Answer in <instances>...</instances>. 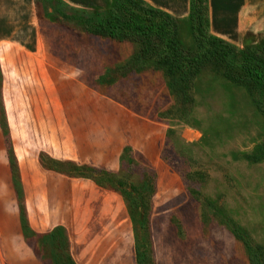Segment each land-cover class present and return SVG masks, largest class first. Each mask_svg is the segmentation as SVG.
I'll use <instances>...</instances> for the list:
<instances>
[{
    "label": "crops",
    "instance_id": "crops-1",
    "mask_svg": "<svg viewBox=\"0 0 264 264\" xmlns=\"http://www.w3.org/2000/svg\"><path fill=\"white\" fill-rule=\"evenodd\" d=\"M61 1L86 11L109 6L108 0ZM142 1L174 17L181 35L189 28L191 0ZM206 5L207 30L213 37L238 46L264 31V0H207ZM99 40L116 42L39 17L35 0H0V95L33 235L28 240L23 233L0 128V260L47 264L38 239L60 229L75 264H137L133 222L123 195L92 179L46 169L39 161L44 153L56 161L117 173L129 149L140 153L145 164L162 162L161 142L168 124L160 108L169 104L164 103L169 95L166 82L153 73H133L100 85L99 79L124 54L100 48L95 43ZM20 49L33 59L6 61V55H17ZM8 80L17 90L23 82L33 85L26 88V115L34 120L32 130L28 125L31 149L22 158L15 153L8 118L23 114L19 98L8 107ZM31 141L37 145L32 147Z\"/></svg>",
    "mask_w": 264,
    "mask_h": 264
},
{
    "label": "rangeland",
    "instance_id": "rangeland-1",
    "mask_svg": "<svg viewBox=\"0 0 264 264\" xmlns=\"http://www.w3.org/2000/svg\"><path fill=\"white\" fill-rule=\"evenodd\" d=\"M108 1L106 9L93 11L69 6L61 0H35V4L39 17L58 20L83 31L87 30L82 26L83 21L99 22L110 18L109 9L114 0ZM66 16L71 18L66 19ZM119 18L123 16L120 14ZM180 35L177 21L179 43L194 56L197 46L192 30L187 28ZM250 39L245 44L233 46L238 50L244 45L264 47V31L251 34ZM123 40L95 41L100 48L124 54L121 62L111 69L114 70L109 78L111 81L127 72H139L161 77L167 87L172 81L176 84L168 87L169 95L164 103L169 100V104L160 108V116L168 124L161 142L162 162L145 164L140 153L130 150L131 153L122 157L120 169L113 173L116 175L114 186L123 193L134 220L137 247L149 253L147 234L140 228L143 208L138 198L145 202L150 195V178L144 179L151 176L155 179L150 213L155 264H251L246 248L234 237L226 222L234 223L250 244L260 247L264 254V91L252 81L238 84L228 80L223 70L209 60L201 61L200 70L192 79L180 81L178 74H168L167 66L153 58L145 55L140 60H131L133 56H141L144 46L137 37ZM90 42L93 43H87ZM144 45L152 52L161 47L154 36L145 39ZM17 52V55H6V61L33 59L21 49ZM153 67L156 69L146 70ZM18 87L19 90L8 80L5 93L8 94V107L12 99L19 98L18 106L23 115L10 116L8 122L14 129L15 153L22 158L31 149L28 147V125L32 130L34 120L26 115V109L27 89L33 85L23 82ZM34 136L37 138L36 134ZM35 144L31 141L32 147ZM33 151L37 154L39 150L35 147ZM12 153L14 156L13 148ZM43 155L46 154H39V161ZM57 162L53 165L57 172L78 173L73 163ZM38 241L44 263L67 262L63 230L53 232V236H41ZM148 256L144 264H150ZM0 264L10 263L0 260Z\"/></svg>",
    "mask_w": 264,
    "mask_h": 264
},
{
    "label": "trees",
    "instance_id": "trees-1",
    "mask_svg": "<svg viewBox=\"0 0 264 264\" xmlns=\"http://www.w3.org/2000/svg\"><path fill=\"white\" fill-rule=\"evenodd\" d=\"M206 1L207 0H191L190 4L189 28L192 30V36L197 46V52L194 56H191L190 52L183 49L179 43L180 38L178 39L177 37V20L163 11L147 6L142 0H114L113 6L109 9V12L111 13L110 18L99 22H93L92 20L83 21L82 26L87 28V30H83V32L90 36L105 38L118 42L124 41L123 39H133V37H137L138 41H140V43L144 46V49L140 57L133 56L131 60L133 58L135 60H140L146 55L145 57L153 58L155 62L164 63L167 66L168 74H178L180 81L192 79L200 70L201 61L209 60L215 66L220 67L223 70V73L228 80L238 84L244 83L246 81H252L254 86L264 91V47L244 45L240 50H238L233 45L225 42L224 40L211 36L207 30L208 14ZM120 14L123 16V19L119 18ZM62 18L64 19V17ZM67 18H71V16H66V19ZM152 36L156 37L161 43V47L156 52L150 51L144 45L145 39ZM155 69L156 68L153 67L146 70ZM133 73L139 72H127L121 77ZM113 74L114 70H109L103 77L99 79L98 83L100 85H109L111 82L109 78ZM1 78L2 75L0 72V92ZM171 83L172 84L169 85L170 87L173 84L176 85L174 81ZM0 128L2 130L8 151L9 163L12 172V182L20 207L23 233L26 239H28L27 237L32 235V233L28 227L24 207L22 204L23 191L19 178L18 167L12 153L11 138L8 126L6 124V116L4 107L2 105L1 95ZM262 146L264 147V140ZM125 153H131V151L126 149L124 151V154ZM40 162L42 166L47 167V169L57 171L53 167V165L58 163L56 160L43 155L40 156ZM73 168L78 173L72 176L92 179L96 184L105 188L116 190L123 195V193L114 186L113 178L116 176L115 174L90 166L74 165ZM146 179H149L151 182V190L149 192L150 195L146 198L145 202L141 197L138 198V203L143 208V211L140 213V228L145 229L148 242L150 243V250L148 253L149 263L155 264L152 257L153 252L151 249L150 231V213L152 207L151 200L154 194L155 179L153 180L151 176L146 177L144 180L147 181ZM118 183L121 184L120 181ZM145 186L146 185H143V187ZM189 193L191 196L193 195L191 192ZM132 222L134 223L133 218ZM226 223L228 224V227H230L234 237L246 248L251 264H262L264 259V254L261 251L262 249L256 245L252 246L250 244L251 242L244 236V233L240 232L234 223L232 225L229 220ZM133 231L136 244L137 238L135 236L134 228ZM50 236H53V232L50 233ZM65 242V258L67 262L64 264H75L69 254L68 239L66 236ZM135 251L137 264H144L147 259V252L139 249L137 244Z\"/></svg>",
    "mask_w": 264,
    "mask_h": 264
}]
</instances>
